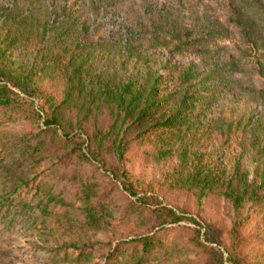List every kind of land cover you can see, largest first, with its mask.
<instances>
[{"label":"trees","instance_id":"obj_1","mask_svg":"<svg viewBox=\"0 0 264 264\" xmlns=\"http://www.w3.org/2000/svg\"><path fill=\"white\" fill-rule=\"evenodd\" d=\"M115 2L84 0L83 10ZM228 8L231 23L206 17L199 29L172 25L176 50L199 60L178 63L151 52L160 37L143 36L140 21L118 37L111 31L89 41L95 21L82 19L76 2L0 0V211L28 227L37 209L69 229L124 234L121 220L134 226L131 239L108 249L65 242L55 261L150 264L167 249L174 229L167 225L186 219L164 204L169 190L200 211L254 203L264 220V0H231ZM227 40L237 51L228 56L221 54ZM248 65L261 83L243 84ZM244 90L261 108L235 115L226 99L235 103ZM80 131L86 138L76 142ZM240 224L226 231L227 257L202 241L200 229L184 226L185 258L158 264H248Z\"/></svg>","mask_w":264,"mask_h":264},{"label":"rangeland","instance_id":"obj_2","mask_svg":"<svg viewBox=\"0 0 264 264\" xmlns=\"http://www.w3.org/2000/svg\"><path fill=\"white\" fill-rule=\"evenodd\" d=\"M68 1L72 4L76 2L78 10L74 11L79 15L81 13L82 19L86 18L89 24L95 21L92 27L93 31L88 37L89 41H96L102 36H108L111 31L116 32L115 35L118 37L123 25L126 27L133 21H140V23L146 25V35L143 36L154 37L155 31H157L160 37L161 43L152 48L151 52L157 56L160 55V59H172L178 63L199 60L192 54L191 50L190 52L189 50H176L175 42L171 41L172 36L169 33L170 28L174 29L172 28L173 24H177V27L185 24L192 29H199L206 17L211 20H222L231 23L228 20V7L231 0H116L113 6L99 4L96 11L92 13L83 10V7L86 6L83 4L84 0ZM254 10L258 15H261V12H258L257 9L254 8ZM150 17H155V20L151 21ZM229 44L227 40L224 47H229L223 48L221 54L228 56L237 52L233 45L230 46ZM250 67V65L247 66V71L244 75H239V77H242L243 84L261 83ZM241 93L239 100L235 103L229 102V98L226 99L228 109L237 107L234 111L230 110L235 115L251 107L259 106L257 100L247 91L244 90ZM258 108L260 109L261 106ZM80 134L82 137L75 138L76 142L86 138L84 133L81 132ZM159 173V170L153 171V175ZM109 175L112 176L111 174ZM65 183H67L66 180L60 181L59 185L62 186ZM126 194L130 199H136V197ZM76 199V204L80 206L82 200L79 197ZM162 200L164 204L173 206L178 212L179 210L184 211L180 213L186 219L175 225H167L174 226V229L164 237L167 249L161 252L158 257H154L150 264H158L160 259L165 261L168 257L171 263L177 261L178 256L179 259L185 258L183 255L186 254H182L184 250H179L185 237L183 233L184 226L200 229L202 241L221 248L225 257H227L228 253L225 249L228 243L226 231L235 221L241 222L240 227L247 237L241 245L246 255L247 263L264 264V220L259 212L260 209L256 206L257 204L247 203L238 212H235L230 203L218 202L217 204H207L200 211L195 203L179 190L166 191ZM5 211L6 208H2L0 211V264H96L100 260L98 256L94 257L91 263L65 262L61 259L59 260L60 262H57L54 259H57L55 254H57L58 259L62 258V247L66 243L70 244L78 240L79 243L88 244L90 249L98 246L108 249L110 242L116 244L131 239L132 235L129 234V231L134 229L133 223L126 220H121L117 224L120 230H125V233L112 231L114 237H112L111 231H107L108 229L96 230L78 226L69 229L64 221H58L51 216H45L44 218V215L41 216V211L38 209L35 212L30 211L40 217H38L39 219H37L33 227H28L21 221V216H18V218L13 217L12 214L7 215ZM71 212L77 214L79 210L76 207ZM191 217L196 221L191 220ZM208 223L217 224L218 227L214 231L212 229L209 230ZM214 237L220 238L222 241L221 243L218 242L220 245L213 239ZM174 251H177V256H175Z\"/></svg>","mask_w":264,"mask_h":264}]
</instances>
